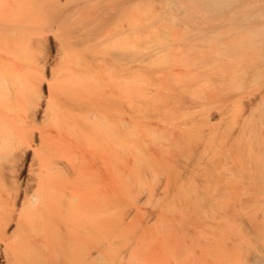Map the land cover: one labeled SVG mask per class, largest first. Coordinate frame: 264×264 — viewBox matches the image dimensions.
Returning <instances> with one entry per match:
<instances>
[{
  "label": "rangeland",
  "instance_id": "rangeland-1",
  "mask_svg": "<svg viewBox=\"0 0 264 264\" xmlns=\"http://www.w3.org/2000/svg\"><path fill=\"white\" fill-rule=\"evenodd\" d=\"M60 1L50 15L29 4L18 10L15 22L29 41L17 53L1 47L0 97L57 100V88L71 85L102 94L111 82L113 234L95 237L93 261L264 264L251 257L264 245V17L252 21L245 12L257 8L236 7L250 0L204 8L146 0V25L132 30L123 12L136 0H113L107 46L97 44L103 20L81 25L70 1ZM86 104L69 108L82 124L97 111ZM99 203L104 213L105 194Z\"/></svg>",
  "mask_w": 264,
  "mask_h": 264
},
{
  "label": "bare ground",
  "instance_id": "bare-ground-1",
  "mask_svg": "<svg viewBox=\"0 0 264 264\" xmlns=\"http://www.w3.org/2000/svg\"><path fill=\"white\" fill-rule=\"evenodd\" d=\"M33 1L0 0V55L4 44L8 48L9 45L14 47L9 52L11 54L23 50L28 44L29 38L23 33L21 24L15 22L18 10L23 11V7L29 4L31 8H39L40 15H50L53 12L51 4L61 2L46 0L39 5L40 0H35V4ZM67 1H70L81 25L103 20L97 44H113V0ZM196 1L204 8L206 5H220L223 0ZM242 4L245 6L246 3ZM242 4L236 7L257 8L245 12L247 19L264 17V0H250L245 7ZM146 8V0H136L125 9L123 14L131 25L130 29L145 24ZM260 20L261 27H264V20ZM50 41L46 37L43 42L48 44ZM62 44L63 51L66 44ZM110 48L113 50V45ZM110 48L107 53L104 51V55L108 56L109 60H106L112 66ZM97 52H94V57L99 56ZM110 83V88L102 94L100 91L97 94L93 88L86 90L83 85L78 88L71 85L73 89L70 86V89L68 86L60 89L58 86V101L56 97H0V264H86L82 260L88 255L93 258L91 264H97L93 261L99 248L95 245V237L109 240L113 234V86ZM89 92L100 96L85 97ZM54 101L58 104L55 107ZM86 102L93 108L95 106L97 111L88 118H82L85 122L88 119L87 124H82L79 118L82 115L77 119L76 113L69 108L87 105ZM37 118H42L43 124L39 125ZM71 118L80 122H73ZM67 123L74 126L73 129ZM29 152L33 154L30 162L27 160ZM101 193L105 194L107 203L104 213L99 203ZM13 223L18 229L14 235L9 234ZM252 256L254 262L264 259V245L259 251L253 249Z\"/></svg>",
  "mask_w": 264,
  "mask_h": 264
}]
</instances>
